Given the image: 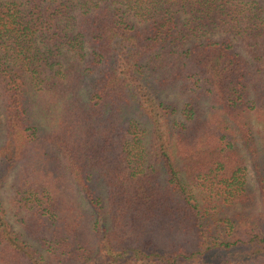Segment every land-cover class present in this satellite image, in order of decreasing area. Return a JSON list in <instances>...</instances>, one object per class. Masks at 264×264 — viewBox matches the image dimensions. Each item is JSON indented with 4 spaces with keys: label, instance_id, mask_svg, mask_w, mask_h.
I'll list each match as a JSON object with an SVG mask.
<instances>
[{
    "label": "trees",
    "instance_id": "trees-1",
    "mask_svg": "<svg viewBox=\"0 0 264 264\" xmlns=\"http://www.w3.org/2000/svg\"><path fill=\"white\" fill-rule=\"evenodd\" d=\"M0 110V264H264V0H0Z\"/></svg>",
    "mask_w": 264,
    "mask_h": 264
},
{
    "label": "rangeland",
    "instance_id": "rangeland-1",
    "mask_svg": "<svg viewBox=\"0 0 264 264\" xmlns=\"http://www.w3.org/2000/svg\"><path fill=\"white\" fill-rule=\"evenodd\" d=\"M168 98L170 99L173 98V95L170 94ZM34 116L36 117V120L42 125V127L48 125L47 123L49 122V119L39 109H36ZM2 140H3V135H1L0 133V144L2 143ZM15 172L16 169L11 171L10 175L7 177V179L0 188V198L2 200V204L5 209H8V206H10V183L12 182L15 176ZM246 187L248 192H250L253 195L254 200L246 204L234 203L232 205L220 206L218 215L229 216L234 212L242 211V210L253 213L259 212L261 210V204L258 197L257 184L254 178L253 171L251 170L250 167L248 168L246 174ZM9 219L15 220L11 215H9Z\"/></svg>",
    "mask_w": 264,
    "mask_h": 264
}]
</instances>
